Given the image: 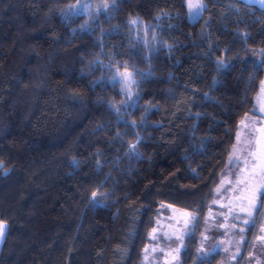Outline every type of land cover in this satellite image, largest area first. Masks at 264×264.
<instances>
[{
	"label": "trees",
	"instance_id": "16d2710c",
	"mask_svg": "<svg viewBox=\"0 0 264 264\" xmlns=\"http://www.w3.org/2000/svg\"><path fill=\"white\" fill-rule=\"evenodd\" d=\"M74 1L0 0V264H139L160 203L195 215L178 254L191 264L264 74V10L202 0L190 20L184 0H88L62 14ZM263 204L264 184L234 264Z\"/></svg>",
	"mask_w": 264,
	"mask_h": 264
},
{
	"label": "rangeland",
	"instance_id": "374dc122",
	"mask_svg": "<svg viewBox=\"0 0 264 264\" xmlns=\"http://www.w3.org/2000/svg\"><path fill=\"white\" fill-rule=\"evenodd\" d=\"M190 2L199 3L202 7V0H184L187 18L192 20L197 17L194 14H199L201 7L190 9ZM87 4L88 0H75L64 8L62 14L73 15L83 12ZM73 5L76 7L71 8ZM113 76L119 81L127 96H130L132 93L131 71L129 69L115 70ZM262 81H264V74L258 82L252 107L237 122L233 143L212 190L210 202L198 231L191 264L208 260L213 255L216 261L214 264H234L244 229L253 219L264 184L259 167L256 168L255 175H253L252 167L254 164L259 165L262 161L250 154L255 152L258 157L264 158V132L261 131L264 130V84ZM237 181L241 182L237 183ZM194 220L195 215L191 212L158 204L139 264H179V251L192 232ZM246 264H264V204Z\"/></svg>",
	"mask_w": 264,
	"mask_h": 264
},
{
	"label": "snow or ice",
	"instance_id": "6c2138e0",
	"mask_svg": "<svg viewBox=\"0 0 264 264\" xmlns=\"http://www.w3.org/2000/svg\"><path fill=\"white\" fill-rule=\"evenodd\" d=\"M260 2L261 3H264V0H260ZM113 3H115V0H113ZM103 6H104V8H107L108 7V4L105 3ZM75 7H76L75 5L71 6V8H75ZM199 7H201V5L199 3H197V4H192L191 2L189 3V8L190 9H192V8H199ZM194 15H197L198 16V13H196ZM133 23H135V21H133ZM262 84H264V81H262ZM261 131L264 132V130H261ZM257 143H259V141H257ZM131 147L133 149H135V144L131 145ZM250 154L253 157L257 158V159H261V161H262L259 165L254 164L252 166L253 167V175H255L256 168L259 167L261 178H262V180H264V158L258 157L257 156V153H255V152L250 153ZM240 182L241 181H237V183H240ZM97 195H98L97 192H95V191L92 192L93 199H95L97 197ZM250 203H251V201H250ZM186 215H189V214H186ZM246 223H247V221H246ZM4 234H5V224L3 222H0V238H3ZM177 251H179V249H177ZM198 251H200V250L198 249Z\"/></svg>",
	"mask_w": 264,
	"mask_h": 264
},
{
	"label": "water",
	"instance_id": "95a60500",
	"mask_svg": "<svg viewBox=\"0 0 264 264\" xmlns=\"http://www.w3.org/2000/svg\"><path fill=\"white\" fill-rule=\"evenodd\" d=\"M244 3L245 5L254 6L258 9L264 10V5L258 4L257 0H238Z\"/></svg>",
	"mask_w": 264,
	"mask_h": 264
},
{
	"label": "flooded vegetation",
	"instance_id": "af4514ba",
	"mask_svg": "<svg viewBox=\"0 0 264 264\" xmlns=\"http://www.w3.org/2000/svg\"><path fill=\"white\" fill-rule=\"evenodd\" d=\"M237 1H238V0H237ZM257 3H258V4H262V5H264V3H261L260 0H257Z\"/></svg>",
	"mask_w": 264,
	"mask_h": 264
}]
</instances>
